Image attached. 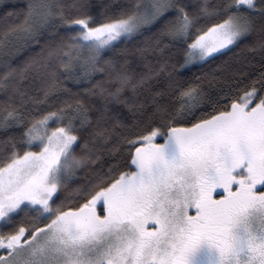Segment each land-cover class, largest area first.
Returning a JSON list of instances; mask_svg holds the SVG:
<instances>
[{
    "label": "snow or ice",
    "instance_id": "snow-or-ice-1",
    "mask_svg": "<svg viewBox=\"0 0 264 264\" xmlns=\"http://www.w3.org/2000/svg\"><path fill=\"white\" fill-rule=\"evenodd\" d=\"M0 264H264V0H0Z\"/></svg>",
    "mask_w": 264,
    "mask_h": 264
}]
</instances>
